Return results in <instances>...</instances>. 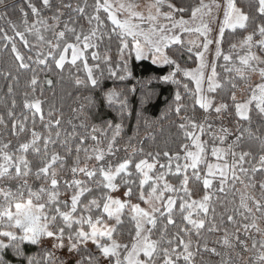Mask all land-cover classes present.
I'll use <instances>...</instances> for the list:
<instances>
[{
    "label": "snow or ice",
    "instance_id": "snow-or-ice-1",
    "mask_svg": "<svg viewBox=\"0 0 264 264\" xmlns=\"http://www.w3.org/2000/svg\"><path fill=\"white\" fill-rule=\"evenodd\" d=\"M26 4L29 11L24 7L18 9L23 30L9 20L13 34L6 31L0 34L3 47H10L15 61V71L10 69L4 74V78L11 81L7 85L8 94L14 92L21 71L31 73L30 91L23 93V109L29 115L23 112L17 115L15 99L7 107V119L0 115V128L16 138L15 144L10 139H0V264H13L6 258L8 252L16 258V264H103L104 261L107 264H197L196 258L201 252L220 255L202 238L203 231L218 230L214 223L206 228L212 196L206 192L200 200L192 198L188 186L189 170L199 180L201 171L206 169V176L202 178L204 189L212 188L210 177L218 176L217 190L220 192L225 191L229 182L233 186L239 182L246 188L255 189V174L264 176V132L259 129L253 132L251 128L253 111L264 118V0H253L249 12L238 7L237 0H227L215 40L210 38L211 28L205 17H210L213 9L221 7L216 0H199L191 9L177 6L172 0H152L146 13L136 10L138 4L122 0L116 3L93 0L91 5L88 0H77L75 4L73 0H39V7L33 0H26ZM6 7V0H0V8ZM45 11L50 15L46 16ZM186 11L190 13L189 19L182 15ZM7 14V11L0 13V19ZM29 14L33 17L31 21ZM82 20L87 23V30ZM250 25L252 30L248 31ZM237 30L248 34L240 41L243 54L238 53L234 59L232 52L226 54L221 45L226 31L236 33ZM46 33H50L51 38ZM185 34L196 39L185 42L182 39ZM29 35L35 36L37 44L30 43ZM17 39L29 53L35 49V55L22 53L17 48ZM106 39L109 44L113 39L118 42L119 59L115 63L107 50L103 54L100 52ZM213 43L216 44L215 59L222 58L225 71L235 73L249 85L250 91L246 101L234 103L235 115L249 127L238 126L227 148L211 147L210 155L217 163H209V148L202 137L209 135L213 141L224 145L233 133L223 126L213 130L210 122L213 113L220 118L229 109L227 103H217L209 95L224 88L215 62L206 60ZM185 44L188 52L197 49L194 54L199 64L194 70L182 68L166 51L172 45L184 47ZM236 48L237 44L231 45L232 50ZM89 58L97 63L89 66ZM133 58L150 60L160 68L167 66L168 74L157 78L164 83L180 86L177 74L193 81L194 89H189L187 83L182 86L191 96L193 108L198 105L205 116L203 121L182 118L178 127L184 140L177 151H148L138 162L125 159L114 165L108 158L118 151L117 138L123 131L125 113L131 115L128 96L135 93V87L127 93L117 87L103 92L109 107L119 106L120 123L113 124L106 119L99 125L90 123L89 113L96 108L97 101L89 96L85 97L87 103L75 110L79 124L67 121L70 130L51 108L45 114L43 101L35 93L40 83L39 73L52 71L50 62L63 72L66 64L75 67L80 61L86 78L77 77L75 83L97 89L105 71L109 79H135L129 63ZM252 75L260 78L254 86ZM45 83L51 87L53 81L46 79ZM228 83L233 89L237 87L232 80ZM182 99L177 91L175 107L170 108L177 116L186 107ZM231 99L236 100L235 93ZM141 103H147V100ZM37 121L42 131L37 130ZM151 123L147 118L143 120L146 127ZM246 140L260 145L258 159L245 148ZM161 156L165 158L163 163ZM228 157H231L230 163ZM253 159L256 163L245 167ZM170 175L179 179L178 187L169 182ZM258 184L260 198L251 195L241 198L242 222L238 223L233 215L227 217V221L236 224L237 228L231 234L225 231L222 243L228 248L239 249V264H264V227L260 223L264 222V179ZM122 186L128 199L114 198L112 193ZM64 196L68 198H62ZM133 196L147 207L132 203ZM125 209L134 222V233L129 242L118 238ZM110 221L114 223L110 224ZM44 238L51 242V249L42 250L38 256L26 255L25 244L39 245ZM89 244L94 250L89 249ZM54 250H66L68 259L56 258ZM247 253L251 255L246 261L244 255Z\"/></svg>",
    "mask_w": 264,
    "mask_h": 264
},
{
    "label": "trees",
    "instance_id": "trees-1",
    "mask_svg": "<svg viewBox=\"0 0 264 264\" xmlns=\"http://www.w3.org/2000/svg\"><path fill=\"white\" fill-rule=\"evenodd\" d=\"M34 3L39 7V0H33ZM77 0H73L75 4ZM93 0H88L89 5H91ZM177 6H184L185 8L191 9L195 7L199 0H172ZM253 3V0H237V6L242 8L245 12L251 11L250 5ZM6 8H0V13L7 11V16L4 19H0V34L2 32H7L9 35H12V28L10 27L8 21H13L20 30H23L24 25L22 23V17L18 11L19 7H24L27 9L26 0H6ZM90 10V9H89ZM165 11L167 9H164ZM44 14L50 15L47 11ZM185 19L189 18L190 13L188 11L182 14ZM33 17L29 14V20L31 21ZM260 20L256 18V23H259ZM84 25L85 30H87L88 25L85 21H81ZM110 23V22H109ZM252 30V26L248 31ZM248 32L243 30H237L236 33H231L230 31L225 32L224 42L221 45L223 51L227 54L232 52L234 59L237 54H243V49L240 47V41L246 36ZM46 36L51 38L50 33H46ZM27 39L31 44H37L35 36L29 35ZM258 39V37H256ZM3 41L0 40V115L6 117L7 107L10 106L11 101L15 99L17 103V115L19 116L21 112L25 115H29L26 109H23V100L25 91H30L28 86V81L31 78L30 72L21 71L19 75V82L14 86V92L10 95L7 91V85L10 83V79L6 80L4 74L8 70L15 71V61L13 54L9 49L3 47ZM117 41L113 39L111 44L107 41H104L101 44L100 52L103 54L105 50L108 51V54L111 55L113 62H117L119 57L117 55ZM232 44H237L235 50L231 49ZM17 48L21 50L25 55L32 54L35 55V49L32 53H29L28 49L24 48L21 42L17 39ZM179 49V51H174ZM46 51V49H45ZM91 51V50H90ZM197 49H193L192 52L187 51V46L181 47L180 45H172L167 49V52L170 56L177 60L182 68L191 69L197 65L198 59L195 56ZM257 54H259L258 50ZM238 62V61H237ZM89 66L96 64V61H93L91 58L88 60ZM130 66L133 68L135 79H127L124 81H119L107 78V72L104 73V78L101 79V86L97 89L85 88L83 86H78L75 83L77 77L80 79L86 78V72L83 69L81 62H77V66L72 67L68 64L65 65V71L60 72L55 68L50 62V67H52L51 72H40L39 80L40 83L37 86V91L35 96L40 98L43 101V109L45 114L51 108L57 117L62 118V123L65 128L71 129V125L67 121L71 120L73 124H79V120L76 119L77 112L75 111L82 104H86L87 101L85 97L91 96L97 101L96 108L91 109L89 113L92 117L90 123L101 124L102 120H111L113 124L120 123L121 118L118 115V105L109 107L107 102L103 99V92L107 91L113 87H117L119 90H123L125 93L128 92V89L132 87L136 88L135 93H131L128 96L129 99V111L131 115L125 113L123 119V131L120 137L117 138L116 147L118 151L112 157H109L112 163L118 164L123 162L125 159H132L134 162H138L142 157L143 153L148 151H164L171 150L173 152L178 150V145L184 140L183 133L179 129L178 124L182 122L183 117H192L197 121H203L204 112L199 109L198 105L193 108L192 98L189 93L185 92L183 84L187 83L189 89H194L195 84L190 79L183 77L182 74H177V79L181 80V85L177 86L172 83H164L157 79L161 75H167L169 68L165 66L164 68L157 67L153 65L150 60L136 61L134 58L129 61ZM225 62L221 58L217 64V73L219 74L218 78L224 88L222 90L218 89L216 93H212L215 97L217 103H227L229 105L228 112L222 115L220 118H217L213 113L210 119V122L213 124V130H218L221 126L228 128L233 135L227 137L224 145H220L219 141H213L209 135H204L202 139L207 143L209 148L208 161L209 163H217L214 157L210 155V149L213 146L227 148L228 144L234 138L236 134L237 127L247 128L249 124L245 121H240L235 115L234 103L244 102L247 100V94L250 95L249 85L244 81L240 80L235 76V73H228L224 68ZM101 69H104V65L101 64ZM98 74V73H97ZM254 76L251 77V84L254 86L256 83L260 82V79L257 81L254 79ZM46 79H51L53 84L51 87L45 83ZM229 80H232L237 87L233 89L231 84L228 83ZM179 91L183 97L182 103L186 106L185 110H182L180 116L174 111H171L170 108L175 107L174 97L175 93ZM42 93V94H41ZM235 93L236 100L231 99L232 94ZM32 98L31 96L29 97ZM143 100H147V103L142 104ZM87 111V109H86ZM251 128L253 132H256L259 129L261 132H264V118L257 115L253 111ZM147 118L152 121L151 125L146 127L143 124V120ZM7 119V117H6ZM139 125V130L137 132V126ZM37 130L42 131V126L39 121H37ZM0 139L3 140H12L16 143V138L10 135L8 130L0 128ZM245 148L250 149L252 156L257 158L261 154V148L258 142L256 141H247L245 142ZM143 150V151H141ZM229 163L231 162V157L227 158ZM165 158L161 156V163H163ZM223 163V161H221ZM256 160H250L249 164H246L245 167H250L252 164H255ZM202 169L203 165L200 166ZM159 170V166H157ZM189 189L192 191V198L200 200L202 196L207 192L212 196L211 201H209L210 211L207 217L206 228L208 224L214 223L217 227V231L202 232L203 242H206L209 248L215 247L217 252L220 255H213L211 253L201 252L196 260L197 264H239L237 253L239 249L228 248L223 245L222 240L224 238L225 231L229 234L236 231L237 225L229 223L227 221L228 215H233L237 222H242V217L240 212V202L242 197H247L249 195L256 198L261 197V191L259 189L258 182L261 179H264V176H261L260 173L255 174V181L257 182V187L246 188L244 184L239 182L235 183L233 186L231 182L226 185L225 191H218L219 187V177H210L213 180L212 188L204 189L203 188V177L206 176V169L201 171V179L197 180L194 176L191 175V170H189ZM168 180L175 186H179V179L175 176H168ZM247 183V181H246ZM135 191V185H133ZM124 192V187L120 188ZM96 194H99L97 190ZM182 196L183 193H180ZM67 199V196L62 197ZM132 202L142 203L136 199L135 196L132 198ZM180 203V200L177 199V204ZM250 203V202H249ZM259 216V213H256ZM179 221V215H177ZM261 226L264 227V222H260ZM134 233V222L130 220V214L128 210H125L124 224L119 226L118 229V238L122 242H129ZM255 235V234H254ZM155 238V237H154ZM259 239V237H256ZM197 238L194 236L193 240ZM89 247V246H88ZM93 249L94 247H89ZM42 250H49L46 247L38 245H24V251L26 255L38 256ZM98 255V253H97ZM251 253L244 255V259L247 261ZM6 258L11 260L13 264H16V258L12 255L11 252L6 254ZM103 264H107L106 261Z\"/></svg>",
    "mask_w": 264,
    "mask_h": 264
},
{
    "label": "rangeland",
    "instance_id": "rangeland-1",
    "mask_svg": "<svg viewBox=\"0 0 264 264\" xmlns=\"http://www.w3.org/2000/svg\"><path fill=\"white\" fill-rule=\"evenodd\" d=\"M114 3L117 2V0H113ZM122 2H134L136 4L139 5V7L136 9L137 11L140 12H145L147 11V5L149 3L152 2V0H122ZM205 2H208V0H205ZM217 3H219L221 5V7L219 9H213L212 15L210 17H205L206 21L209 23V26L211 28V32H210V38H212L213 40L216 39L217 35H218V31H219V26L222 23L223 20V16H224V11H225V6L227 3V0H216ZM189 19V18H188ZM182 39L186 42L188 39H196L195 36H189L188 34H185L184 36H182ZM202 42V40H201ZM187 46V44H185ZM215 48H216V44L213 43L212 45L209 46V52L206 54V60L209 62H215L216 64V68H217V64L219 60L215 59ZM167 51V49H166ZM69 59H70V54H69ZM199 64V61H197V65L194 68H191L190 70H194ZM255 80H259V76L255 77ZM195 84V83H194ZM211 97L215 98L212 93L209 94ZM249 95L247 94V97ZM205 115V113H204ZM210 119H212L210 117ZM124 192L119 190L118 192L112 193L114 198H119V199H128L127 197L124 196L123 194ZM135 203V202H132ZM137 203V202H136ZM141 207H147V205H145L144 203H140ZM127 210V209H125ZM110 224L114 223L113 221L109 222ZM38 246H42V247H46L48 249H51V242L47 239L44 238L43 242L41 244H39ZM89 247H94L92 244L88 245ZM55 252V257L58 259H62V260H67L68 259V254L66 252V250L61 251V250H54Z\"/></svg>",
    "mask_w": 264,
    "mask_h": 264
}]
</instances>
